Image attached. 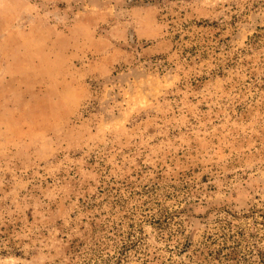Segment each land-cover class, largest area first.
Segmentation results:
<instances>
[{
    "label": "rangeland",
    "instance_id": "374dc122",
    "mask_svg": "<svg viewBox=\"0 0 264 264\" xmlns=\"http://www.w3.org/2000/svg\"><path fill=\"white\" fill-rule=\"evenodd\" d=\"M0 264H264V0H0Z\"/></svg>",
    "mask_w": 264,
    "mask_h": 264
}]
</instances>
